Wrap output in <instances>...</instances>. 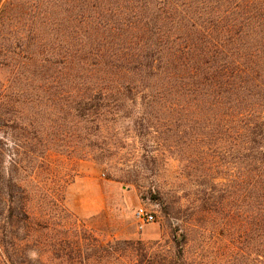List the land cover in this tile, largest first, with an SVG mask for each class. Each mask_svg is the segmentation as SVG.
Returning a JSON list of instances; mask_svg holds the SVG:
<instances>
[{"label":"rangeland","instance_id":"obj_1","mask_svg":"<svg viewBox=\"0 0 264 264\" xmlns=\"http://www.w3.org/2000/svg\"><path fill=\"white\" fill-rule=\"evenodd\" d=\"M3 7L0 264H252L253 249L236 233L245 204L233 134L220 133L206 111L153 95L145 104L140 94L128 103L112 94L117 104L102 121L48 109L52 95L82 82L36 78L24 87L22 0H0ZM83 81L91 89L107 79ZM22 89L41 109L22 106ZM139 206L154 216L142 227Z\"/></svg>","mask_w":264,"mask_h":264},{"label":"trees","instance_id":"obj_2","mask_svg":"<svg viewBox=\"0 0 264 264\" xmlns=\"http://www.w3.org/2000/svg\"><path fill=\"white\" fill-rule=\"evenodd\" d=\"M93 76L107 82L82 85ZM36 78L81 80L47 107L76 121L79 110L108 117L112 94L209 113L220 133L233 134L234 182L245 204L234 215L236 233L253 249L252 264H264V0H22V85ZM30 95L22 89V106L40 108Z\"/></svg>","mask_w":264,"mask_h":264},{"label":"built area","instance_id":"obj_3","mask_svg":"<svg viewBox=\"0 0 264 264\" xmlns=\"http://www.w3.org/2000/svg\"><path fill=\"white\" fill-rule=\"evenodd\" d=\"M153 214L145 209L143 206H139L135 210V218L139 224V227H142L143 224L153 221Z\"/></svg>","mask_w":264,"mask_h":264}]
</instances>
